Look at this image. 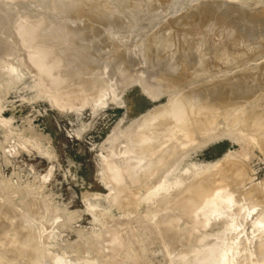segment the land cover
<instances>
[{
	"label": "rangeland",
	"instance_id": "374dc122",
	"mask_svg": "<svg viewBox=\"0 0 264 264\" xmlns=\"http://www.w3.org/2000/svg\"><path fill=\"white\" fill-rule=\"evenodd\" d=\"M263 19L264 0H0V264H205L207 260L206 264H246L247 258V264H258L255 259L260 256H257L259 244L264 251V135L261 133L259 139L255 133L259 128L256 131L254 128L259 126L257 119L261 117L262 121L264 116V73L259 70L264 66ZM119 33H123L122 40ZM210 63L214 71L203 66L210 68ZM219 66H223L222 70L233 69L227 71L232 75L228 78L238 73H256L246 79L253 92H259L249 99L256 105L245 110H255V114L259 110L258 115L261 112L259 117L253 116L256 120L250 119L258 124L254 121L253 129L248 123L238 121L231 125L220 120L212 134L215 140L211 135L188 140L182 148L179 167L168 169L163 181L160 171L148 167L150 160L137 164L139 159L132 158L137 150L134 146L133 151L129 150L132 147L123 144L125 140L116 142L124 146L116 147L113 142V148V130L126 132L132 121L136 122L150 109H161L165 104L164 108H169L178 99L176 95L170 96L167 86H172L163 75L171 77L181 67L189 69L188 75L184 73L185 79H192L187 78L189 87L184 85L186 80L180 83L182 89L175 83L177 91L184 94L187 88L193 85L196 89L204 81L200 77L203 68L208 76L205 82L221 78ZM241 69L245 71L242 73ZM191 70L194 74L189 73ZM208 71L218 76L215 78L211 73L209 77ZM259 75L262 85L257 79ZM155 89L157 97L152 94ZM170 97L174 99L172 103ZM237 98L232 100L233 104L245 100ZM184 99L180 101L183 104L188 100ZM180 102L178 106L183 105ZM193 105L189 104L190 109ZM172 109L173 106L169 108ZM183 110L185 115L180 116L174 110L172 114L182 120V116L192 113ZM123 148L134 154L129 155ZM125 156L135 160H131L134 166L137 161L136 168L147 163L144 171L149 168V172L142 167L140 173L141 168L134 167L137 172L140 170V176L137 172L139 177L126 174L124 180L129 176L127 181L137 178L138 182L125 181L126 190L116 200L112 184L106 183L104 159L122 157L118 162L125 166ZM122 160L126 161L123 165ZM154 166L152 169H157ZM237 170L244 172L236 175ZM153 171H157V176H153ZM203 182L209 183L211 190L209 193L206 189L208 196L203 194L204 203L198 201L203 203L197 206L199 209L198 202L193 205L195 208L186 206L193 188ZM247 198L249 203L255 198L260 202H252L253 206ZM210 201L216 205L210 206L211 210L216 212L206 222L203 211ZM233 208L239 213L230 212ZM112 232L120 236L122 246L107 241ZM260 239L263 245L261 241L256 243ZM218 240L222 244L214 243ZM205 245L207 250L216 248L219 253L214 249L216 254L212 255V249L207 251ZM235 246L239 252L233 256L230 251L222 254L224 249ZM201 251L209 252L213 258L218 253L220 257L215 259L219 260L206 253L213 259L209 261ZM261 257L257 258L259 264H264V256Z\"/></svg>",
	"mask_w": 264,
	"mask_h": 264
},
{
	"label": "bare ground",
	"instance_id": "6f19581e",
	"mask_svg": "<svg viewBox=\"0 0 264 264\" xmlns=\"http://www.w3.org/2000/svg\"><path fill=\"white\" fill-rule=\"evenodd\" d=\"M141 1H143V0H141ZM145 2V1H144ZM143 2V3H144ZM146 3V2H145ZM92 4V3H91ZM141 4V3H140ZM160 4V3H159ZM142 5V4H141ZM153 5V4H152ZM155 5V4H154ZM224 5V4H223ZM146 7V6H145ZM226 7V6H225ZM261 7V6H260ZM141 8H143L142 6H141ZM147 8V7H146ZM252 9H254V8H252ZM251 9V10H252ZM255 9H256V7H255ZM254 9V10H255ZM261 9V8H260ZM113 10V9H112ZM162 10V9H161ZM257 10V9H256ZM156 11V10H155ZM257 11H259V9L257 10ZM158 12V11H157ZM156 12V13H157ZM233 13V12H232ZM256 13V12H255ZM254 13V14H255ZM258 13H260V12H258ZM263 13V12H262ZM116 14V13H115ZM235 14V13H234ZM257 14V13H256ZM258 15V14H257ZM117 16V15H116ZM231 16V15H230ZM250 17V16H249ZM254 17V16H253ZM255 17H259V16H256L255 15ZM172 18V17H171ZM244 18V17H243ZM189 19V18H188ZM237 19V18H236ZM82 20V19H81ZM225 20H227V19H225ZM264 20V19H263ZM184 21V20H183ZM206 21V20H205ZM204 21V22H205ZM248 21V20H247ZM258 21V20H257ZM256 21V22H257ZM260 22V21H259ZM262 22V21H261ZM66 23V22H65ZM119 23V22H118ZM117 23V24H118ZM162 23V22H161ZM183 23V22H182ZM241 24V23H240ZM243 24V23H242ZM260 24V23H259ZM73 25H75V23L73 24ZM114 25V24H113ZM235 25V24H234ZM101 26V25H100ZM212 26V25H211ZM186 29V28H185ZM187 29H188V27H187ZM197 29V28H196ZM90 30V29H89ZM106 30V29H105ZM118 30V29H117ZM214 30V29H213ZM222 30H224V29H222ZM67 31V30H66ZM110 31H112V30H110ZM118 31H121V30H118ZM182 31H183V27H182ZM210 31V30H209ZM232 31H234V30H232ZM241 31V30H240ZM215 32V31H214ZM236 32V31H235ZM114 33V32H113ZM113 33H111V34H113ZM118 33V32H117ZM124 33V32H123ZM123 33L121 34V33H119V38H120V35L121 36H123ZM183 33V32H182ZM187 33H188V31H187ZM206 33V32H205ZM209 33V32H208ZM223 33V32H222ZM225 33V32H224ZM126 34V33H125ZM129 33H127V35H128ZM180 34V33H179ZM168 35V34H167ZM185 35V34H184ZM190 35H191V32H190ZM200 35V34H199ZM199 35H198V37H199ZM206 35V34H205ZM208 35V34H207ZM227 35V34H226ZM115 36H116V34H115ZM118 36V35H117ZM125 36V35H124ZM181 36V35H180ZM253 36V35H252ZM170 37V36H169ZM183 37V36H182ZM181 37V38H182ZM186 37V36H185ZM204 37V36H203ZM209 37V36H208ZM234 37V36H233ZM125 38H127V37H125ZM168 38V37H167ZM172 38V37H171ZM245 38V37H244ZM252 38V37H251ZM112 39V38H111ZM116 39V38H115ZM114 39V40H115ZM121 39V38H120ZM193 39V38H192ZM199 39H201V38H199ZM206 39V38H205ZM243 39V38H242ZM241 39V40H242ZM92 40V39H91ZM110 40V39H109ZM108 40V41H109ZM122 40V39H121ZM170 40V39H169ZM185 40V39H184ZM198 40V39H197ZM196 40V41H197ZM211 40V39H210ZM240 40V41H241ZM118 42H119V39L117 40ZM117 41H115V42H117ZM125 41V40H124ZM168 41V40H167ZM171 41V40H170ZM182 41H183V39H182ZM181 41V42H182ZM187 41V40H186ZM190 41V40H189ZM214 41V40H213ZM212 41V42H213ZM237 41V40H236ZM247 41V40H246ZM250 41V40H249ZM251 41H252V39H251ZM82 42V41H81ZM114 42V41H113ZM185 42V41H184ZM211 42V43H212ZM224 42V41H223ZM235 42V41H234ZM83 43V42H82ZM85 43V42H84ZM112 43V42H111ZM121 44H123L122 42H120ZM200 43H202V42H200ZM210 43V42H209ZM242 43V42H241ZM119 44V43H118ZM249 44V43H248ZM115 44H113V46H114ZM184 45H185V43H184ZM195 45V44H194ZM212 45V44H211ZM254 45V44H253ZM146 46V45H145ZM171 46V45H170ZM196 46V45H195ZM194 46V47H195ZM198 46V45H197ZM203 46V45H202ZM116 47V46H115ZM165 47H167V44H166V46ZM227 47V46H226ZM131 48V47H130ZM198 48V47H197ZM116 49H118V48H116ZM126 49V48H125ZM145 49V48H144ZM167 49V48H166ZM165 49V50H166ZM184 49V48H183ZM190 49V48H189ZM201 49V48H200ZM230 49V48H229ZM234 49V48H233ZM127 50V49H126ZM129 50H132V48L131 49H129ZM215 50V49H214ZM106 51H107V53H108V50L106 49ZM124 51V50H123ZM128 51V50H127ZM148 51V50H147ZM194 51V50H193ZM197 51V50H196ZM195 51V52H196ZM199 51V50H198ZM110 52H111V50H110ZM109 52V53H110ZM126 52V51H125ZM137 52H138V50H137ZM167 52V51H166ZM189 52V51H188ZM194 52V53H195ZM226 52V53H225ZM225 52H223V53H225L226 55L227 54H229L227 51H225ZM120 53V52H119ZM149 53V52H148ZM151 53H152V51H151ZM186 53V52H185ZM200 54L202 53V52H199ZM199 53H198V55H199ZM246 53V52H245ZM125 54V53H124ZM138 54V53H137ZM136 54V55H137ZM141 54H143V53H141ZM140 54V55H141ZM172 54V53H171ZM174 54V53H173ZM187 54H189V53H187ZM225 54H224V56H225ZM233 54V53H232ZM244 54V53H243ZM108 55H110V54H108ZM117 55H118V53H117ZM167 55V54H166ZM203 55V54H202ZM202 55H200V56H202ZM207 55V54H206ZM215 55H217V53L215 54ZM230 55H231V53H230ZM240 55V54H239ZM238 55V56H239ZM242 55V54H241ZM123 56L124 55H122V59H124L123 58ZM149 56V55H148ZM171 56V55H170ZM177 56V55H176ZM179 56H180V54H179ZM210 56V55H209ZM232 56V55H231ZM237 56V55H236ZM91 57V56H90ZM121 57V56H120ZM120 57H118V59L120 58ZM151 57H154L153 55L151 56ZM168 57V56H167ZM181 57H183L182 55H181ZM192 57H195V56H192ZM211 57V56H210ZM226 57H229V56H226ZM116 58H117V56H116ZM127 58V57H126ZM150 58V57H149ZM187 58H189V57H187ZM196 58V57H195ZM212 58V57H211ZM222 58V57H221ZM100 59V58H99ZM112 59V58H111ZM163 59V58H162ZM179 59V58H178ZM186 59V58H185ZM192 59V58H191ZM93 60V59H92ZM97 60V59H96ZM113 60V59H112ZM114 60H117V59H114ZM121 60V59H120ZM119 60V61H120ZM152 60H153V58H152ZM168 60H169V58H168ZM212 60H213V58H212ZM211 60V61H212ZM219 60V59H218ZM223 60V59H222ZM231 60V59H230ZM238 60V59H237ZM98 61V60H97ZM100 61V60H99ZM103 61V60H102ZM180 61H181V59H180ZM189 61V60H188ZM193 61V60H192ZM216 61H217V59H216ZM225 61V60H224ZM228 61V60H227ZM248 61V60H247ZM114 62H116V61H114ZM161 62V61H160ZM177 62V61H176ZM219 62V61H218ZM166 63H169V61L168 62H166ZM171 63V62H170ZM180 63V62H179ZM184 63V62H183ZM185 63H186V61H185ZM188 63V62H187ZM192 63V62H191ZM204 63V62H203ZM99 64V63H98ZM103 64V63H102ZM108 64V63H107ZM193 64V63H192ZM191 64V65H192ZM199 64V63H198ZM207 64H209V63H207ZM211 64V63H210ZM212 64H215L214 62L212 63ZM212 64H211V67H212ZM220 64V63H219ZM224 64V63H223ZM227 64V63H226ZM225 64V65H226ZM233 64V63H232ZM241 64V63H240ZM243 65H244V62L242 63ZM241 64V65H242ZM248 64V63H247ZM162 65V64H161ZM160 65V66H161ZM165 65H167V64H165ZM172 65H175V64H172ZM183 65V64H182ZM188 65H190V64H188ZM190 65V67H192ZM197 64H195V66H196ZM218 65V64H217ZM222 65V64H221ZM241 65H239V66H241ZM257 65V64H256ZM108 66H110V65H108ZM168 66V65H167ZM178 66V65H177ZM183 66H186V64L185 65H183ZM204 66V68H205V70L207 69V70H212V71H214L213 69V67H212V69H211V67L210 68H207L206 67V65H203ZM215 66V65H214ZM224 66V65H223ZM223 66H221V67H223ZM235 66V65H234ZM245 66H248V65H245ZM250 67H251V65H249ZM260 66H261V64H260ZM103 67V66H102ZM105 67H107V65L105 66ZM122 67V66H121ZM165 67V66H164ZM220 67V66H219ZM220 67V68H221ZM231 67V66H230ZM233 67V66H232ZM188 68V67H187ZM199 68H201V66L199 67ZM203 68V67H202ZM204 68H203V70H204ZM217 68V67H216ZM216 68H215V70H216ZM220 68H217V70L218 69H220ZM234 68V67H233ZM237 67H235V69H236ZM247 68H249V67H247ZM252 68V67H251ZM260 68V67H259ZM258 68V69H259ZM112 69V68H111ZM178 69V68H177ZM229 69H231V70H233L232 68H225L224 67V69L222 70V68H221V71H222V73L223 74H221L222 75V77H221V75H220V77L221 78H216V76H218V75H216V76H214V74H213V72H211L212 74H213V77H215L216 78V80L214 79L213 81H210L211 83H207V82H205V80L206 81H208L207 79H208V76H207V74H206V72L204 73V71L203 70H201V69H198V71L199 70H201L200 71V77H202L203 79H204V81L203 82H205L204 84H202L201 83V85H200V82H199V86H197L196 87V85L194 84V86L196 87V89L195 88H193V85H192V88H190L191 89V91L193 92V93H189V91L188 90H190V89H188L187 88V90L185 91V89H186V87L188 86L187 85V83L189 84V82H187V78L188 77H186V79H185V74H187L188 72H187V70H189V69H187V70H185V68L184 67H181L180 69H179V73L177 72L176 74H174V76H173V74L171 75V77H169L168 76V74L167 75H163V76H165L164 78H166V76L168 77L167 79H168V85H170V86H172V87H170L169 88V86H167V91L168 90H170V91H168V92H170L171 93V95L170 96H173V95H176V96H174L175 98H178V99H172V97H170L171 99H168L169 100V102L171 101V103H172V100H174L173 102L174 103H169V104H171L173 107H174V109H172V111L171 110H169V108L171 109L172 108V106L171 105H168L169 106V108H164V107H166V104H165V106L163 105V107L161 108V106H160V108L162 109H159V107L158 108H153V109H150V111H147V113H144L143 115H141V117H140V119L138 120L137 119V121L135 122V120L134 121H132L133 123V125L136 127H132V124L131 125H129V128L127 129V128H125V130H127L126 132L125 131H122L121 129H119V130H113L111 133V139H112V142L111 143H116L117 141H119V142H122V140H125L124 142H123V144L124 143H128L127 145H128V147H129V144L131 145V147L132 146H134L135 148H136V150L137 151H134L135 153H137L136 155L134 154V153H132V154H134V156H132V158L133 157H135V158H138L139 159V162L137 163V161L135 162V166H134V164H133V162L135 161V160H137V159H135V158H133V159H135L134 161H133V159H130L131 158V156L129 157V158H127L126 156H125V159L127 158V162L126 163H128L129 161H130V163H128V164H126L125 162H123V160H122V165L125 163V166L123 165V166H121V162H118V160L121 158L122 159V157H120L118 160L115 158V159H113V160H106V159H104V162H105V173L107 174V181H106V183H111L112 184V186H113V189H114V193H113V197H118V199H121V196H120V198H119V194H122L125 190H126V182L125 181H127V179L129 178V176L131 177V176H133V177H139L140 176V173H143L142 172V167H143V171H144V168H146L145 166H148L149 165V163H150V166H148V167H152L153 168V166L154 165H156V166H154V168H157V169H152L151 168V171L152 170H157L159 173H160V180L161 181H163L165 178V176H164V173L165 172H168V169L169 170H177V168L179 167V165H180V162H181V159H182V156H183V154L184 153H182V150L184 149V146H185V144L187 143L188 144V142H190V141H188V140H191V139H195L194 141H196V138H198V136H203V138H205V137H207L208 135L210 136L211 135V138L213 139V136H212V134H215L214 133V131H215V129H216V125L217 124H220L219 123V121L220 120H224L226 123H229L230 122V124L232 125V124H234V123H237L238 121H240V122H243V124H245V123H248V126H249V124L251 125V126H249L250 128H254L255 126H256V122L257 121H255L256 119V117H253V116H257V117H259L260 115H261V112H259L260 113V115H258L257 113H258V111L256 112V114L254 113V111L255 110H252V111H250V112H246L245 110L249 107V106H251V108L253 107V106H255L256 104H251V102H250V97L252 96L253 98H255V96H257L256 95V93H259V92H256V91H254L255 92V95H254V92H253V87H252V85H250V82L248 81V80H246L247 78H252L253 77V75L255 76L256 75V73H252V75H249L250 73H245L244 71V69H241V72L243 73V74H233V77H230V78H228L229 76H232V75H230L231 74V72H230V74L229 73H227V71L229 70ZM234 69V71H236ZM257 68L255 67V70H256ZM257 69V70H258ZM110 70V69H109ZM134 70V69H133ZM163 70V69H162ZM167 70V69H166ZM182 70V71H181ZM242 70H244V71H242ZM249 70V69H248ZM260 74H263L264 73V66L263 67H261L260 69ZM108 71V70H107ZM107 71H106V73H107ZM112 71V70H111ZM126 71V70H125ZM185 71V72H184ZM192 71L193 70H191L189 73L191 74L192 73ZM220 71V70H219ZM220 71V72H221ZM247 71V70H246ZM167 72V71H166ZM201 72H203V73H201ZM251 72V71H250ZM105 73V72H104ZM185 73V74H184ZM197 73V72H196ZM207 73H209V71L207 72ZM211 73H209L208 75H209V77L210 76H212V74ZM219 73V72H218ZM237 73V72H236ZM116 74V73H115ZM126 74V73H125ZM128 74V73H127ZM131 74V73H130ZM160 74V73H159ZM192 74H194V73H192ZM202 74H204V75H202ZM228 74V75H227ZM246 74H248V75H246ZM258 74V73H257ZM114 75V74H113ZM170 75V74H169ZM188 75V74H187ZM196 75V74H195ZM110 76V75H109ZM109 76H108V78H109ZM118 76H119V74H118ZM191 76H193V75H190V77ZM224 76V77H223ZM249 76V77H248ZM111 77V76H110ZM134 77V76H133ZM136 77V76H135ZM195 78H196V76H194ZM198 77H199V72H198ZM200 77H199V79H200ZM213 77H212V79H213ZM258 77H260V75L259 76H257V79H258ZM113 78V77H112ZM192 78V77H191ZM207 78V79H206ZM250 78V79H251ZM82 79V78H81ZM109 79H111V78H109ZM166 79V80H167ZM190 81L192 80V79H190V78H188ZM202 79V80H203ZM255 79V78H254ZM53 80V79H52ZM86 80H87V78H86ZM137 80H138V78H137ZM152 80V79H151ZM162 80H164V79H162ZM186 80V81H185ZM188 80V81H189ZM181 81H185L183 84L184 85H187V86H185V88H184V90L183 91H185V93L183 94V92H178L179 90L177 89L178 87H179V89H182L183 87H181L180 88V83H182ZM196 81V80H195ZM258 81L259 82H261V80H260V78L258 79ZM164 82V81H163ZM167 82V81H166ZM166 82H164V83H166ZM249 82V83H248ZM178 84L177 85V88H176V84ZM191 83V82H190ZM194 83H196V82H194ZM96 84V83H95ZM140 84V83H139ZM182 85V84H181ZM191 85V84H190ZM204 85V86H203ZM261 85H262V82H261ZM51 86V85H50ZM60 86V85H59ZM157 86H159V84L157 85ZM183 86V85H182ZM255 86V85H254ZM259 86H260V84H259ZM264 86V85H263ZM262 86V87H263ZM70 87V86H69ZM160 87V86H159ZM189 87V86H188ZM200 87V88H199ZM145 88V87H144ZM149 88V87H148ZM151 88V87H150ZM163 88V87H162ZM175 88V89H174ZM198 88V89H197ZM147 89V88H146ZM146 89L144 90V91H146ZM152 89H153V87H152ZM193 89V90H192ZM198 90L197 92H199V94H200V96L202 95L203 96V98H202V96L200 97L199 96V94L198 95H196L197 94V92L195 91V90ZM262 88L260 87L259 88V90H261ZM178 90V91H177ZM259 90H257V91H259ZM122 91V90H121ZM121 91H119V92H121ZM143 91V92H144ZM148 91V90H147ZM162 90H160V92H161ZM190 91V92H191ZM70 92V91H69ZM99 92V91H98ZM119 92L117 93V94H119ZM157 91H156V89H155V92H152V94L154 95V96H156L157 97V95H155L154 93H156ZM176 92H178L179 94H183L182 96L181 95H177L176 94ZM196 92V94H195V96H194V93ZM261 92V91H260ZM264 92V91H263ZM262 92V93H263ZM86 93V92H85ZM147 93H150V92H147ZM163 93V92H162ZM261 93V94H262ZM96 94V93H95ZM98 94V93H97ZM101 94V93H100ZM121 94V93H120ZM157 94V93H156ZM73 94H71V96H72ZM83 95H84V93H83ZM90 95V94H89ZM92 95V94H91ZM90 95V96H91ZM151 94H149V96H150ZM153 95H151V96H153ZM263 95H264V93H263ZM74 96V95H73ZM94 96V95H93ZM147 96H148V94H147ZM179 96H181V97H179ZM200 97V100H202L201 102L199 101V98L198 97ZM82 97V96H81ZM240 98V99H242V98H245V100L243 101H240V102H237L236 104H233L234 102L232 101L233 99H236V98ZM71 98H75V97H71ZM153 98V97H152ZM183 98H187L188 100H189V102L194 106V108L193 107H191V109H194V110H191L190 109V107H189V104L190 103H188V100L186 101L185 99V101H184V104L183 103H181L182 102V99ZM237 98V99H238ZM262 98V97H261ZM70 99V98H69ZM84 99V98H83ZM87 99V98H86ZM155 99V98H154ZM158 99V98H157ZM156 99V100H157ZM180 99V100H179ZM197 99H198V101H197ZM250 99V100H249ZM84 101H85V99H84ZM178 101V102H177ZM181 101V102H180ZM235 101H238V100H235ZM181 103V104H183V105H181V106H178L179 104L178 103ZM188 104V105H185L186 103ZM233 102V103H232ZM65 103V102H64ZM197 104V105H196ZM258 104V103H257ZM177 105V106H176ZM184 105H185V108H184ZM196 105V106H195ZM253 105V106H252ZM260 105V104H259ZM62 106V105H61ZM171 106V107H170ZM183 106V107H182ZM189 108H188V107ZM191 106V105H190ZM199 108V110H197V108ZM165 110H164V109ZM220 108V109H219ZM262 108V107H261ZM184 109V110H183ZM263 110H264V108H262ZM261 109V110H262ZM173 110L174 111H177V114H178V112H179V114L178 115H182L183 113L181 112L182 110L183 111H187V112H191L192 111V113H189V114H187L186 116H182V120H180L181 119V117H176V113H173L172 114V112H173ZM194 111V112H193ZM262 113H264V112H262ZM186 113H184L183 115H185ZM255 114V115H254ZM264 115V114H263ZM248 117H249V119H248ZM263 117L264 116H262V121H261V117H259V119H257L260 123H259V126L261 125V124H264L263 122H264V120H263ZM180 118V119H179ZM244 118H247L248 119V121H247V119H245L244 120ZM251 118H254L255 120H251L250 121V119ZM244 120V121H243ZM255 121V123L256 124H254V127H253V122ZM250 122V123H249ZM262 122V123H261ZM239 123V122H238ZM252 123V124H251ZM216 124V125H215ZM115 125H118L117 123L115 124ZM258 125V124H257ZM227 126H228V124H227ZM240 126H242V125H240ZM245 126V125H244ZM246 126H247V124H246ZM259 126H256L254 129H255V131L259 128H262L261 126L259 127ZM264 126V125H263ZM128 127V126H127ZM116 128V127H115ZM133 128V129H132ZM215 128V129H214ZM247 129V128H246ZM245 129V130H246ZM258 129V130H259ZM263 130H259V131H261V132H259L258 130V132L256 131H254L257 135H258V138L260 139V134L261 133H263V135H264V127L262 128ZM248 130V129H247ZM248 133V132H247ZM255 134V135H256ZM206 135V136H205ZM110 136V135H109ZM123 136H124V139H122L123 138ZM262 136V135H261ZM215 137H217V136H215ZM257 137V136H256ZM217 138H219V135H218V137ZM216 138V139H217ZM110 139V140H111ZM121 139V140H120ZM205 140V139H204ZM208 140V138L206 139V141ZM211 140V139H210ZM213 140H215V139H213ZM193 141V142H194ZM262 141H264L263 139H262ZM261 141V142H262ZM260 142V143H261ZM114 143L112 144V146L114 145ZM118 143V142H117ZM117 143H116V145H117ZM207 143V142H206ZM121 143H119L118 145H120ZM191 144V143H190ZM118 145L116 146V147H118ZM122 145V144H121ZM127 145H125L126 147H127ZM122 146H124V145H122ZM115 146H113V148H114ZM127 147V148H128ZM183 148V149H182ZM120 149V148H119ZM124 150H125V148H123ZM129 150H131V151H133V147L131 148V149H129ZM135 150V149H134ZM121 151H122V147H121ZM125 151H127V149L125 150ZM128 152V151H127ZM123 154H125L124 153V151L122 152ZM231 153V152H230ZM123 154H122V156H123ZM128 154L130 155L131 153H129L128 152ZM127 154V155H128ZM131 154V155H132ZM232 154V153H231ZM119 156H121V154L119 155ZM115 157V156H114ZM117 158H118V156H117ZM150 158V159H149ZM111 159V158H110ZM129 159V160H128ZM144 159L148 162V160H150L149 162H148V165H147V163H146V165L145 166H143L142 165V167H140V166H138L139 167V169L141 168V172H140V170L137 172L136 171V169L138 168H136V163L137 164H139L140 165V160H143L144 161ZM233 159V158H232ZM242 159H243V157H242ZM132 160V161H131ZM228 161V160H227ZM226 161V162H227ZM240 161V160H239ZM151 162H152V164H154L153 166H151ZM230 162V161H229ZM232 162V161H231ZM234 162V161H233ZM120 165H119V164ZM144 163V162H143ZM237 163V162H236ZM131 166H130V165ZM141 164H142V162H141ZM228 163H226L225 165H227ZM235 164V163H234ZM242 164V163H241ZM240 164V165H241ZM133 165V166H132ZM240 165L238 166V167H240ZM230 166V165H229ZM234 166V165H233ZM235 166H236V164H235ZM136 169H135V168ZM224 168V167H223ZM222 168V169H223ZM130 169H131V171L132 172H130ZM133 169H135V170H133ZM240 169H241V167H240ZM242 169H243V167H242ZM224 170H225V168H224ZM227 170H228V168H227ZM234 170H235V168H234ZM151 171H150V173H151ZM157 171H153L155 174H156V172ZM226 171V170H225ZM229 171V170H228ZM240 171V170H239ZM238 170L235 172V174L237 173V172H239ZM243 171V170H242ZM241 171V173H243ZM131 174H130V173ZM136 172L137 173H139V176H138V174H136ZM144 172H149V168L148 169H145V171ZM231 172V171H230ZM233 172V171H232ZM133 173V174H132ZM149 173V174H150ZM153 173V176L155 177V176H157V174L155 175ZM169 173V172H168ZM240 173V172H239ZM240 173V174H241ZM126 174H129V176H127V179L126 180H124L125 179V175ZM135 174L137 175V176H135ZM152 174V173H151ZM217 174V173H216ZM220 174V173H219ZM218 174V175H219ZM240 174H236V175H240ZM147 175H148V173H147ZM222 175V174H221ZM225 174H223V176H224ZM234 175V174H233ZM245 175V174H244ZM248 175V174H247ZM145 177H146V175H144ZM152 176V177H153ZM222 176V177H223ZM227 176V175H226ZM229 176V175H228ZM246 176V175H245ZM149 177H151V176H149ZM150 178V180H152V179H154V178ZM215 177H216V175H215ZM240 177V176H239ZM239 177H237L238 179H239ZM132 178V177H131ZM223 178H225V176L223 177ZM228 178V177H227ZM229 178H231L230 176H229ZM233 178V177H232ZM235 178V177H234ZM241 178V177H240ZM134 180L135 179H137V178H133ZM128 180V181H130L131 182V184H132V182H134V180ZM139 179V178H138ZM140 179H141V177H140ZM159 179V178H158ZM214 179V178H213ZM238 179L236 180V182L238 181ZM143 181H144V178L142 179ZM149 180V179H148ZM149 180V181H150ZM208 180H210V178L208 179ZM217 180V179H216ZM226 180V182H227V179H225ZM224 179H223V181H225ZM229 180V179H228ZM127 181V182H128ZM136 181L137 180H135V182L134 183H136ZM156 181V180H155ZM161 181H160V183L159 184H161ZM205 181V180H204ZM215 181V180H214ZM233 181H234V179H233ZM138 182V181H137ZM152 182V181H151ZM243 182V181H242ZM245 182V181H244ZM146 183V182H145ZM148 183V182H147ZM163 183V182H162ZM220 183V182H219ZM218 183V184H219ZM230 183V182H229ZM128 184V183H127ZM158 184V183H157ZM209 184V183H208ZM207 184V182L205 183V182H203L202 184L200 183V184H198L197 186H198V188H193V193H192V195H190L186 200H187V204H186V206H193L195 203H197L198 201H200V202H203L202 200H201V198L203 197L204 198V196H208V195H206V193L208 194V192L210 193L211 192V190H209V185ZM210 184H212V187H213V183L211 182ZM221 184V183H220ZM233 184L234 183H232V186H233ZM252 184H254V183H252ZM251 184V185H252ZM256 184V183H255ZM229 185V184H228ZM238 185V184H237ZM240 185H241V182H240ZM240 185H239V187H240ZM161 186V185H160ZM245 186V185H244ZM244 186H242L243 188H244ZM261 186V185H260ZM264 186V185H263ZM262 186V187H263ZM208 187V188H207ZM215 187V186H214ZM221 187V186H220ZM235 187V186H234ZM238 187V188H239ZM216 188V187H215ZM231 188H233V187H231ZM206 189H207V191H206ZM217 189V188H216ZM219 189V188H218ZM221 189V188H220ZM247 189V188H246ZM252 189V188H251ZM214 190V189H213ZM212 190V191H213ZM222 190V189H221ZM236 190V189H235ZM255 190H257V189H255ZM205 191H206V193H205ZM217 191V190H216ZM247 191V190H246ZM250 191V190H249ZM156 192V191H155ZM224 192V191H223ZM231 192H232V190H231ZM237 192V191H236ZM243 192V191H242ZM252 192H254V191H252ZM261 192H263V191H261ZM205 193V195L203 196V194ZM216 193V192H215ZM247 193V194H246ZM245 194H246V196H248V192H246ZM222 194V193H221ZM234 194H236L235 193V191H234ZM240 194V193H239ZM249 194L251 195V193L249 192ZM258 194V193H257ZM185 195V194H184ZM210 195V194H209ZM212 195V194H211ZM219 195H220V193H219ZM229 195V194H228ZM241 195V194H240ZM253 195H254V193H253ZM215 196V195H214ZM223 196V195H222ZM230 196V195H229ZM234 196V195H233ZM257 196V195H256ZM210 198H212V196H209ZM208 197V198H209ZM235 197V196H234ZM249 197V196H248ZM252 197V196H251ZM178 198V197H177ZM181 198V197H180ZM210 198H209V200H210ZM225 198H226V196H225ZM231 198V197H230ZM243 198V197H242ZM176 199V198H175ZM205 199V198H204ZM215 199V198H214ZM235 199V198H234ZM244 199V198H243ZM252 199H254V198H252ZM258 199V198H257ZM256 198H255V201H258ZM115 200V199H114ZM116 200H117V198H116ZM247 200V202L249 203V199L247 198L246 199ZM249 200V201H248ZM205 201V200H204ZM214 200H212V202H213ZM218 201H219V199H218ZM236 201V200H235ZM255 201H252V202H255ZM262 201V200H261ZM200 202H198V204L196 205V207L200 204ZM209 202V201H208ZM211 202V201H210ZM206 203L205 205H207V210H205V211H203V218L206 220V222H207V220L208 219H210V217H211V215H213V213L214 212H216V211H214L213 209L211 210V208H210V206H216V205H214L213 203ZM238 202H239V200H238ZM252 202H250L251 204H252ZM258 202H260V201H258ZM257 202V203H258ZM204 203V202H203ZM203 203H201V204H203ZM214 203H216V202H214ZM236 203V202H235ZM245 203V202H244ZM248 203H246V204H248ZM249 203V204H250ZM200 204V205H201ZM217 205H218V203H216ZM244 205V204H243ZM253 205V204H252ZM251 205V206H252ZM257 205V204H256ZM241 206V205H240ZM246 206V205H245ZM249 206V205H248ZM253 206H255V204L253 205ZM194 207V206H193ZM199 207V206H198ZM197 207V208H198ZM238 207V206H237ZM250 207V206H249ZM195 208V207H194ZM194 208H192L191 207V209L193 210ZM197 208L195 209V210H197ZM201 208V207H200ZM213 208V207H212ZM216 208V207H215ZM214 208V209H215ZM218 208H220V207H218ZM218 208H216V209H218ZM241 208V207H240ZM199 209V208H198ZM236 208H233L232 209V211H230V212H233V210H235ZM244 209H245V207H244ZM221 210V209H220ZM239 210H241V209H239ZM194 211V210H193ZM235 211H237V210H235ZM235 213V212H234ZM234 213H232V215H234L235 216V214ZM236 213H239L238 211L236 212ZM238 215V214H237ZM237 219V218H236ZM203 219H201V220H198V221H202ZM261 220V219H260ZM205 221H204V223H206ZM203 222H201V225L202 224H204ZM197 225H198V223H197ZM112 229V228H111ZM112 231V230H111ZM118 232V231H117ZM120 232V231H119ZM118 232V233H119ZM109 233V232H108ZM107 233V234H108ZM113 234H109V235H111L112 237H110V238H108L107 237V241L110 243V245L112 244V243H114V244H117L118 242V244H120V246H122V243L123 242H121V239H120V236H114V235H116V232L114 233V232H112ZM117 233V234H118ZM257 233H259V232H257ZM260 234V233H259ZM258 234V235H259ZM119 235V234H118ZM257 235V236H258ZM264 235V234H263ZM27 238V237H26ZM29 238V237H28ZM259 238H261V237H259ZM258 238V239H259ZM240 239H242L241 238V236H240ZM243 240V239H242ZM255 240V239H254ZM206 241V240H205ZM210 241V240H209ZM213 241V240H212ZM220 240H218V241H215L214 243L215 244H217L218 245V243L217 242H219ZM260 241H261V243H262V240L260 239L259 241L257 240L256 241V243L257 242H259L260 243ZM263 241H264V239H263ZM121 242V243H120ZM208 242V241H207ZM243 242V241H242ZM242 242H240V243H242ZM210 244H211V241L209 242ZM209 243H208V245H209ZM213 243V242H212ZM219 243H221L222 244V242H219ZM235 243H237V242H235ZM258 243V244H259ZM113 244V245H114ZM242 244H244V242L242 243ZM241 244V246L243 247V245ZM112 245V246H113ZM213 247H214V244H211ZM216 245V246H217ZM239 245V244H238ZM237 245V246H238ZM262 245H263V243H262ZM116 245H114V247H115ZM119 246V245H118ZM245 248H246V241H245ZM259 247H257L258 248V250H259V252L256 250L257 248L254 246V248H255V251H256V253L258 252V254H257V256L258 255H260L259 257H256V261L255 262H257V260H258V264H259V259H257V258H260L262 255H263V253L261 252V251H263V250H260V248H262L261 246H260V244L258 245ZM264 246V245H263ZM205 247V249H206V245L204 246ZM222 247V246H221ZM220 246H219V251H221L220 250V248H221ZM207 248H209V250L210 249H212L211 247H207ZM218 248V247H217ZM241 248V247H240ZM244 248V249H245ZM111 249V248H110ZM114 249V248H113ZM117 249H120V248H117ZM205 249H202V250H205ZM214 249H216V248H213L212 250H214ZM222 249V248H221ZM238 249H239V246H238ZM238 249L236 248V246L235 247H233V249L232 248H226V249H224L223 250V253L222 254H224V255H226V253H227V251H230L231 253H232V256H233V254H235L236 252H239L238 251ZM243 249V248H242ZM264 249V248H263ZM207 250V249H206ZM205 250V251H206ZM209 250H207V251H209ZM211 250V254L212 253H215V251L217 250V252H218V249H216V250H214V251H212ZM241 250V249H240ZM112 251V250H111ZM222 252V251H221ZM264 252V251H263ZM200 253H204L205 255H207L209 252H200ZM199 253V254H200ZM210 253L208 254V255H210ZM219 253V252H218ZM218 253H217V255H218ZM216 254V253H215ZM42 255V254H41ZM202 255V254H201ZM205 256L206 258H209V256ZM213 255V254H212ZM212 255H210L211 257H212ZM217 255H215L216 257H217ZM220 255V254H219ZM200 256V255H199ZM198 256V257H199ZM214 256V260H219V259H215L216 257ZM222 256V255H221ZM264 256V255H263ZM262 256V257H263ZM210 257V258H211ZM218 257H220V256H218ZM217 257V258H218ZM261 257V258H262ZM38 258V257H37ZM113 258V257H112ZM115 258V257H114ZM200 259H204V255L201 257H199ZM206 258L204 259V260H206ZM209 258V261L212 259H210ZM246 258V257H245ZM244 258V259H245ZM39 259H40V257H39ZM46 259V258H45ZM212 259V260H213ZM243 259V260H244ZM248 259V258H247ZM247 259H246V264H247ZM203 260V261H204ZM224 260H226V259H224ZM223 261V260H222ZM43 262V261H42ZM46 262V261H45ZM70 262H72V261H70ZM205 262V264H206V262L208 263V260L207 261H204ZM213 262V261H212ZM219 262V261H218ZM224 262V261H223ZM241 262V261H240ZM245 262V261H244ZM254 262V263H255ZM210 263V262H209ZM53 264H54V262H53ZM211 264H214V263H211ZM241 264H242V262H241ZM257 264V263H256Z\"/></svg>",
	"mask_w": 264,
	"mask_h": 264
}]
</instances>
